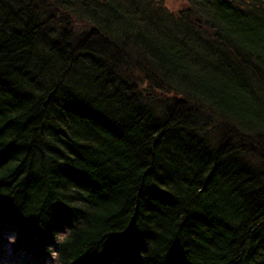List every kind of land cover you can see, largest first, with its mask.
I'll return each mask as SVG.
<instances>
[{"label":"trees","instance_id":"16d2710c","mask_svg":"<svg viewBox=\"0 0 264 264\" xmlns=\"http://www.w3.org/2000/svg\"><path fill=\"white\" fill-rule=\"evenodd\" d=\"M184 1L0 0L1 249L264 264V0Z\"/></svg>","mask_w":264,"mask_h":264},{"label":"rangeland","instance_id":"374dc122","mask_svg":"<svg viewBox=\"0 0 264 264\" xmlns=\"http://www.w3.org/2000/svg\"><path fill=\"white\" fill-rule=\"evenodd\" d=\"M166 2L174 8H182L185 5V1L184 0H166ZM6 247H8V249H11L10 244L8 243L6 245ZM2 251L0 250V255H1ZM2 262V259L0 261V264ZM2 264H25V262L22 261L21 258H13L11 256V251L10 250H6V255L3 257V262Z\"/></svg>","mask_w":264,"mask_h":264}]
</instances>
